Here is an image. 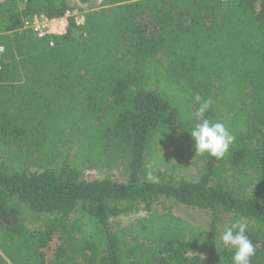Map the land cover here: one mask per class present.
Segmentation results:
<instances>
[{
  "label": "trees",
  "instance_id": "obj_1",
  "mask_svg": "<svg viewBox=\"0 0 264 264\" xmlns=\"http://www.w3.org/2000/svg\"><path fill=\"white\" fill-rule=\"evenodd\" d=\"M20 1L8 17L0 5V264H232L220 235L237 219L264 264V0H78L85 26L52 47L22 20L77 4ZM197 95L235 141L197 153L188 181L161 153L178 139L196 153ZM124 163V183L85 178ZM161 199L206 211V233ZM35 216L52 217L42 234L24 223Z\"/></svg>",
  "mask_w": 264,
  "mask_h": 264
},
{
  "label": "rangeland",
  "instance_id": "obj_2",
  "mask_svg": "<svg viewBox=\"0 0 264 264\" xmlns=\"http://www.w3.org/2000/svg\"><path fill=\"white\" fill-rule=\"evenodd\" d=\"M69 3V5H78V0H65ZM20 1V6H21ZM105 3L103 0H93L90 5V9L88 11H96L103 8ZM85 8V6H80ZM86 9V8H85ZM86 10V11H87ZM87 11V12H88ZM165 155L167 158L163 162L164 165L169 167L177 165H184L185 171L183 172V176L188 181H195L198 179L199 173L202 169V165H204V159L202 156L198 155L194 151H187L179 146V139L171 142L167 145L164 151L161 153ZM127 164L116 165L115 167L107 170H99L92 171L85 174V178L87 180H109L113 184L118 185L126 182L127 180ZM157 211L163 213L168 210L173 213L176 217L181 219L182 221L188 222L191 225L201 228L204 233L207 231V223L209 221V215L206 211L198 210L194 208H188L183 205H179L172 200H164L161 199V202L155 205ZM146 213L138 212V213H129L126 215H121L117 218L111 219L110 228L112 231H117L122 227H126L130 224H136L139 221H143L146 218ZM25 225L30 230H36L39 233H44L46 231V226L52 217L47 216H35L32 218L24 217ZM57 236L58 232L55 233ZM56 241L51 240L47 245L50 247L54 245Z\"/></svg>",
  "mask_w": 264,
  "mask_h": 264
},
{
  "label": "clouds",
  "instance_id": "obj_3",
  "mask_svg": "<svg viewBox=\"0 0 264 264\" xmlns=\"http://www.w3.org/2000/svg\"><path fill=\"white\" fill-rule=\"evenodd\" d=\"M195 100L200 104L196 115L201 118V122L195 124L190 131V136L194 141L196 153H207L217 159L223 158L230 145L234 143L235 137L225 124L205 118L206 112L211 107V100H202L199 95L195 97ZM147 180L159 183V176L149 171ZM247 229L248 225L237 219L220 235L221 244L234 249L232 264H251L252 257L255 255V247L246 234Z\"/></svg>",
  "mask_w": 264,
  "mask_h": 264
},
{
  "label": "built area",
  "instance_id": "obj_4",
  "mask_svg": "<svg viewBox=\"0 0 264 264\" xmlns=\"http://www.w3.org/2000/svg\"><path fill=\"white\" fill-rule=\"evenodd\" d=\"M88 12L77 5L68 8L59 17H49L45 14H34L22 20L19 31H29L37 39L47 40L50 47L54 45V40L65 37L73 29H80L85 26L86 14ZM5 48L0 44V59ZM1 74V64H0ZM1 83V80H0Z\"/></svg>",
  "mask_w": 264,
  "mask_h": 264
},
{
  "label": "crops",
  "instance_id": "obj_5",
  "mask_svg": "<svg viewBox=\"0 0 264 264\" xmlns=\"http://www.w3.org/2000/svg\"><path fill=\"white\" fill-rule=\"evenodd\" d=\"M0 5L2 7L3 13L5 14V17H8L13 11H21L24 7L23 3H21L20 6V0H14V2H12L11 0H0Z\"/></svg>",
  "mask_w": 264,
  "mask_h": 264
}]
</instances>
